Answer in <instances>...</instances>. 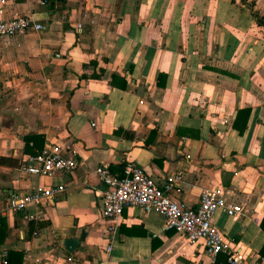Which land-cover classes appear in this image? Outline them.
Returning <instances> with one entry per match:
<instances>
[{
	"label": "crops",
	"instance_id": "obj_1",
	"mask_svg": "<svg viewBox=\"0 0 264 264\" xmlns=\"http://www.w3.org/2000/svg\"><path fill=\"white\" fill-rule=\"evenodd\" d=\"M13 13L41 29L0 42V202L35 186L65 192L0 216V264L8 250L21 264H226L157 212L103 218L100 161L141 167L189 206L222 188L243 214L216 211L212 224L245 264H264V0H0V19ZM29 133L75 167L22 171ZM65 238L79 240L70 253Z\"/></svg>",
	"mask_w": 264,
	"mask_h": 264
},
{
	"label": "built area",
	"instance_id": "obj_2",
	"mask_svg": "<svg viewBox=\"0 0 264 264\" xmlns=\"http://www.w3.org/2000/svg\"><path fill=\"white\" fill-rule=\"evenodd\" d=\"M27 29L39 30L41 26L29 15L13 13L9 18L0 19V42L5 45L9 38ZM75 165V158L62 155L58 147H43L35 154L26 156L21 170L30 175L50 176L55 172L68 173ZM94 172L103 185L100 191V213L103 218L117 222L123 209L131 207L143 212L154 211L164 217L166 228L181 234L187 242H201L211 260L222 253L226 264H245L241 251L232 246L231 241L224 238L211 221L216 211L232 217L243 214L240 205L226 200L222 188L202 190L196 205L189 206L171 199L166 194L168 186H158L141 167L131 162H126L115 172L110 170L107 162L100 161ZM64 192L63 185H56L35 186L23 193L10 194L0 202V216L52 201ZM32 217L28 215V218ZM114 229V226L107 227L109 241L105 252L110 249Z\"/></svg>",
	"mask_w": 264,
	"mask_h": 264
},
{
	"label": "trees",
	"instance_id": "obj_3",
	"mask_svg": "<svg viewBox=\"0 0 264 264\" xmlns=\"http://www.w3.org/2000/svg\"><path fill=\"white\" fill-rule=\"evenodd\" d=\"M257 22L259 24H264V16H261L260 18L257 19ZM248 109H241L238 110L237 112V117L239 115L245 114L244 118L247 114ZM234 126V123H233ZM238 132H242V127L239 128ZM22 141H23V152L26 153L27 155H33L36 152L40 151L44 146H43V139L42 136L36 135V134H26L22 136ZM261 227L264 230V217L262 218L260 222ZM259 253L261 255H264V243L259 249ZM5 264H21V253L20 252H14V251H6L5 254Z\"/></svg>",
	"mask_w": 264,
	"mask_h": 264
},
{
	"label": "water",
	"instance_id": "obj_4",
	"mask_svg": "<svg viewBox=\"0 0 264 264\" xmlns=\"http://www.w3.org/2000/svg\"><path fill=\"white\" fill-rule=\"evenodd\" d=\"M79 240L77 238H65L62 240V246L68 253L72 252L78 245Z\"/></svg>",
	"mask_w": 264,
	"mask_h": 264
}]
</instances>
